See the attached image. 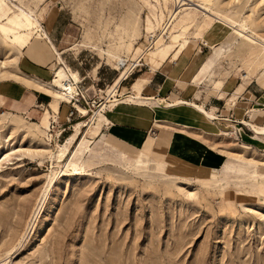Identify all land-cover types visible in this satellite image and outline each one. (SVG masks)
Wrapping results in <instances>:
<instances>
[{"label": "rangeland", "instance_id": "rangeland-1", "mask_svg": "<svg viewBox=\"0 0 264 264\" xmlns=\"http://www.w3.org/2000/svg\"><path fill=\"white\" fill-rule=\"evenodd\" d=\"M159 2L0 0V156L14 151L0 168V263L264 264V137L240 124L264 128V0ZM60 65L81 73L90 110L80 94L53 98ZM25 89L46 97L35 118L4 106Z\"/></svg>", "mask_w": 264, "mask_h": 264}, {"label": "bare ground", "instance_id": "bare-ground-1", "mask_svg": "<svg viewBox=\"0 0 264 264\" xmlns=\"http://www.w3.org/2000/svg\"><path fill=\"white\" fill-rule=\"evenodd\" d=\"M170 1L176 7H182V6L185 5L184 2H183V0H170ZM165 2H166V0H160L159 4H164ZM2 8H3V6L0 4V12L3 11ZM159 9L161 11V14H162V12H163L164 9H166V12L168 14H171V11H172L171 9L170 10L167 9V7H164V8L161 7V5L159 6ZM16 11L19 12L22 15V17L24 18L26 27H29L30 29H33V28H36L35 27V24L38 25L37 26L38 29L35 32H37V33L39 32V35H37L36 39H39L40 40L42 38L41 37L42 35L44 36V39H47L48 38L47 35L44 33V31L42 30V28L40 26V23H39V21L41 20L40 16H35V15L28 14V13L24 12L23 10H21L18 7H16ZM174 11H175V9H174ZM8 12H10V9L7 10V13ZM161 14H160V16H158L157 21H156V23L158 25H159V22L162 21V15ZM177 15H175V14H171L170 15V19L173 18V21L175 22V24L172 27L171 32H175L176 30L177 31L178 30H181V31H184L185 32L186 29H187V26L184 25V24L181 25L180 20L178 22V17H176ZM13 25H14V23H13ZM15 26L16 25H14V27ZM149 26L150 27H153V25L150 22H149ZM17 30H20V28L18 27ZM20 31H22V30H20ZM35 32L32 31V32H30L28 34H20V33L16 32V31H14V30H8V33L13 34L14 35V40L17 41V42H19L20 40L30 39L31 38V35L34 34ZM40 33H42V34H40ZM176 38H177V36L171 35L170 36V39H168L169 40L168 44H165V43L162 44V43H160L159 46L155 49V54H163V53H166L167 48L171 44H176V42H177L176 41ZM160 39H161V37L159 38L158 41H160ZM149 56H151V55H148V56L147 55H144L145 62H148L149 61ZM120 63L117 62L116 67H115V70L118 71V72L121 71L120 66H119ZM42 75H44V74L42 73ZM127 75H128V73H127ZM126 76H125V78H126ZM79 82H80V79H79V76L77 75V73L72 72L67 67L59 66L54 71V73L52 74V76L49 79L50 88L52 89L51 94H52L53 98H55V99H65V100L76 101V95L78 93L77 84ZM261 82L264 83V78L263 77L261 79ZM130 99H132V100H139L140 98L137 97V96H130ZM144 100L145 101H149V102L156 103L163 110L173 109V108H177V107H180V106L190 107V108L196 110L201 115H203L209 121H219V122L220 121H224V122H230V120H228V119H219L218 117L213 116L212 114L205 112L200 107H198L196 105H193L191 103H188L186 101L184 102V101H181V100H175L174 102L171 103L169 99H167V98H160V96H157V97H152V96L151 97H146ZM76 109L81 114H86L87 113L86 110H84V109H82V108H80L78 106H76ZM58 113H59V111L57 113H55V114H58ZM93 113H95V112H93ZM47 117H48V115L45 114L44 119L40 123L44 127H47V125L49 124ZM240 124L249 127V129H251L253 131V133L256 135V137H264V128H259L260 126L257 127L255 125H253L251 123H248V122H245V121L241 122ZM12 154H14V151L8 150V151L4 152L0 156V160H1L0 161V168L2 166V163L4 161L8 160L12 156ZM51 209L52 208H49V212L51 211ZM36 210H34V213H32L34 217H36V215H37L36 214ZM32 220H33V218L30 220V223L27 225V231L31 228L30 226H31V221ZM50 226H51L50 224L45 225V226L42 225L40 227V229H39V232H42L45 228H46L45 231L48 232V230L50 229ZM40 240H43V238H41ZM17 251L16 250H13V253L10 254V256L11 257L14 256ZM12 259L13 258H8V260H6V261H4V262H2L0 264H14L12 262Z\"/></svg>", "mask_w": 264, "mask_h": 264}, {"label": "crops", "instance_id": "crops-1", "mask_svg": "<svg viewBox=\"0 0 264 264\" xmlns=\"http://www.w3.org/2000/svg\"><path fill=\"white\" fill-rule=\"evenodd\" d=\"M23 41H25V40H20V42H23ZM176 63H177L176 61L173 63V67L176 66ZM63 67H67V66H63ZM67 68L69 70H71L69 67H67ZM37 71L40 74L43 73L44 74V77L49 78L48 76L50 74L48 72H46L44 70H41V69H37ZM98 71H99V69H97V74H98ZM72 72H74V71H72ZM74 73H77V75L79 76V79L81 81V76H80L81 73L78 72V71L77 72H74ZM117 82H118V80H117ZM78 84H77V86H78ZM3 96H4V99L6 101V105H4V106H7L6 109H11L12 111H16L18 113H26L27 116H31L33 118H35L36 116H38L39 112L42 111L41 107H43L44 104H47L45 95L41 94L40 92L36 91L35 89H32V90L25 89L22 92V94H21V99L18 100V101H16V102L15 101H13V102L10 101V99L7 98V95L6 94L3 95ZM132 96H135V95H132ZM128 98H130V96H128ZM12 104H14V105H12ZM213 108H215L216 110H218V108H216V107H213ZM45 114L48 115V112H45ZM44 117H45V115H44ZM44 117H43V119H44ZM40 126H42V125L40 124Z\"/></svg>", "mask_w": 264, "mask_h": 264}, {"label": "built area", "instance_id": "built-area-1", "mask_svg": "<svg viewBox=\"0 0 264 264\" xmlns=\"http://www.w3.org/2000/svg\"><path fill=\"white\" fill-rule=\"evenodd\" d=\"M152 38H153V37L150 38V41H149V47H148L147 49L152 48V46H153V44H154V43H153L154 40H153ZM141 60H142V59L140 58V59H138L137 62H135V63H133V64H130V65H128V62H121V63L119 64L120 69H124V68H126V67L129 66L131 70H134L135 68H138V66H140L139 64L141 63V62H140ZM77 90H78V88H77ZM79 94H80V96H81V101H79V103H80L81 105H83V104H82V101L85 102V107L88 108V110H90L91 107L89 106L88 102L86 101L84 95L81 94V93H79ZM79 94L77 93L76 97L79 96ZM83 107H84V106H83ZM71 114H73V113H71Z\"/></svg>", "mask_w": 264, "mask_h": 264}]
</instances>
